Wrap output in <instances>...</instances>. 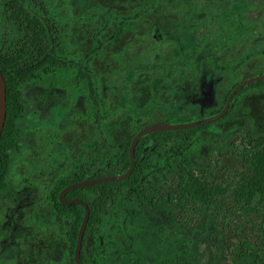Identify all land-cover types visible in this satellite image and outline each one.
Listing matches in <instances>:
<instances>
[{"label":"rangeland","instance_id":"obj_1","mask_svg":"<svg viewBox=\"0 0 264 264\" xmlns=\"http://www.w3.org/2000/svg\"><path fill=\"white\" fill-rule=\"evenodd\" d=\"M46 1L67 61L87 66L90 78L74 68L25 88L30 112L20 150L12 153L9 189L0 194V263L67 264L70 220L53 211L51 199L61 180L82 165L94 176L120 172L121 146L135 130L204 120L223 106L236 79L264 75V0ZM4 3L0 43L20 36ZM231 102L229 118L199 133L184 158L158 150L149 172L156 188L171 185L182 164L201 169L217 162L221 179L241 170L235 145L247 132L264 135V87ZM98 111L106 113L101 124ZM179 215L165 202H124L105 229L100 264L205 260L210 227L182 233ZM208 264L233 263L211 256Z\"/></svg>","mask_w":264,"mask_h":264},{"label":"trees","instance_id":"obj_2","mask_svg":"<svg viewBox=\"0 0 264 264\" xmlns=\"http://www.w3.org/2000/svg\"><path fill=\"white\" fill-rule=\"evenodd\" d=\"M4 10L5 16L17 28L20 36L10 42L0 43V68L7 90V116L0 139V194L9 189L12 153L20 150V141L25 133L23 121L30 112L31 104L25 88L45 77H55L74 68H78L81 78H90L87 66L67 61L59 23L52 17L46 0H5ZM240 83L237 79L232 83L224 95L223 106L208 114L205 119L213 118L224 110L229 95ZM262 87L264 81L252 83L233 99L235 101L247 90ZM232 109L231 102L223 118L197 128L161 131L142 137L135 150V170L129 178L67 193L66 200H81L90 209L81 250L82 264H100L98 251L104 247L102 241L105 240V229L124 202L150 205L152 208L165 202L180 214L181 218L176 225L177 228L181 226L182 233L192 234L201 224L209 226L211 231L208 241L206 239L204 243L209 252L201 251L205 260L198 255V264H208L211 256L214 259L227 258L233 264L247 260L264 264V135L247 132L241 138L239 145H235L237 157L242 162L241 170L226 172L222 179L217 162L201 169L182 164L176 167L171 185L159 188L149 179L152 159L160 156L158 150L164 152L165 158H184L198 134L226 121ZM104 116L106 113L97 112L98 124L103 122ZM134 120L136 125L142 122L140 116ZM196 121L199 120L190 118L185 122L172 120L169 123L180 125ZM142 129L135 130L122 144L120 172L95 177L90 169L82 166L71 179L61 180L54 189L53 211L70 220L67 240L72 264H76L74 257L85 209L79 205L62 204L59 200L61 191L87 179L125 175L130 169L129 150L132 140ZM211 241L213 245L209 243ZM191 243L193 246L199 245L198 242ZM188 262L194 264L190 259Z\"/></svg>","mask_w":264,"mask_h":264},{"label":"water","instance_id":"obj_3","mask_svg":"<svg viewBox=\"0 0 264 264\" xmlns=\"http://www.w3.org/2000/svg\"><path fill=\"white\" fill-rule=\"evenodd\" d=\"M258 81H264V75H260L248 80L243 81L240 83L229 95L226 106L224 110L217 116L210 118V119H205L201 121H197L195 123L191 124H180V125H171V124H156L152 125L150 127H145L142 129L137 135L132 140L130 150H129V156H130V169L125 175L117 176V177H103L99 179H91V180H84L80 183H76L73 185L68 186L59 195V200L62 204L64 205H79L82 206L85 209V216L83 219V223L80 229L79 237H78V242H77V247L75 251V260L77 264H81L80 262V255H81V250L83 246V240H84V235L85 231L90 219V209L86 203H84L81 200H66L65 196L67 195L68 192L77 190L80 188H86L90 186H95L99 185L102 183H107V182H118V181H123L127 178H129L132 173L135 170V150L136 147L140 141V139L146 135L155 133V132H161V131H175V130H185V129H192V128H197L209 123H213L221 118H223L226 113L228 112L231 101L233 100L234 96L240 92L243 88L246 86L258 82ZM6 116H7V90H6V81L3 77V74L1 72L0 68V139L3 133V129L5 127V122H6Z\"/></svg>","mask_w":264,"mask_h":264},{"label":"flooded vegetation","instance_id":"obj_4","mask_svg":"<svg viewBox=\"0 0 264 264\" xmlns=\"http://www.w3.org/2000/svg\"><path fill=\"white\" fill-rule=\"evenodd\" d=\"M205 120V119H204ZM199 121H201V120H199ZM197 122V121H196ZM82 166H85V165H82ZM81 166V167H82ZM80 167V168H81ZM86 167V166H85ZM79 168V169H80ZM86 168H88V167H86ZM89 169V168H88ZM91 170V169H90ZM92 172H93V170H91ZM94 176V175H93ZM96 177V176H95ZM106 177H110V176H106ZM101 178H103V177H101ZM96 179H99V178H96ZM87 180H91V179H87ZM70 186V185H69ZM62 192V191H61ZM51 199H52V197H51ZM59 216V215H58ZM68 253H69V250H68ZM70 254V253H69ZM99 254V253H98ZM70 258H71V256H70ZM74 259H75V257H74ZM80 262H81V255H80ZM75 263H76V260H75ZM0 264H23V263H21V262H19V261H5V262H1ZM27 264V263H26ZM39 264H43V263H39ZM48 264H52V263H48ZM67 264H72L71 263V261H69ZM77 264V263H76ZM82 264V263H81Z\"/></svg>","mask_w":264,"mask_h":264}]
</instances>
